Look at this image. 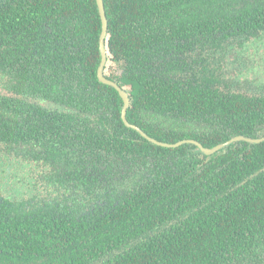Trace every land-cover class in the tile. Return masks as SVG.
I'll use <instances>...</instances> for the list:
<instances>
[{
	"label": "trees",
	"instance_id": "1",
	"mask_svg": "<svg viewBox=\"0 0 264 264\" xmlns=\"http://www.w3.org/2000/svg\"><path fill=\"white\" fill-rule=\"evenodd\" d=\"M104 5L106 66L116 68L106 76L129 86L130 124L167 144L195 139L208 149L239 136L264 137V87L252 95L242 91L228 63L213 54L234 39L262 36L264 0ZM101 30L96 0H6L0 7L4 150L16 146L17 157L40 159L38 143L51 141L42 140L51 134L42 123L46 131L35 143L26 130L32 109L40 120L46 116L29 96L69 106L64 114L53 112L64 122L82 120L72 130L74 143L60 126L55 142L61 149L41 144V160L55 169L48 181L60 194L13 203L0 192V264H264V141H232L210 155L190 143L172 148L147 141L122 120L118 91L98 79ZM57 78L65 100L44 87ZM127 159H144L148 171L167 167L178 196L154 201L156 194L144 201L146 208L117 194L131 178L119 172ZM79 173L92 191L81 217L60 212L79 199ZM104 182L113 184L112 207L94 208L104 200Z\"/></svg>",
	"mask_w": 264,
	"mask_h": 264
},
{
	"label": "flooded vegetation",
	"instance_id": "2",
	"mask_svg": "<svg viewBox=\"0 0 264 264\" xmlns=\"http://www.w3.org/2000/svg\"><path fill=\"white\" fill-rule=\"evenodd\" d=\"M5 1L6 0H0V7H1L2 3L4 4ZM115 69L116 68H114V63L111 64L110 66L107 65L106 68L104 69L105 77L108 79L107 76H113ZM111 81L115 82L119 86V84L116 81H114V80H111ZM4 82H5V79L2 77V74H0V92H2V90H3L2 86H3ZM44 82H45L44 87L48 90L49 93L50 92L53 93L52 96L62 97L64 100L66 99V97H63L65 95L64 85L62 82H58V78L53 79V80L48 79V80H45ZM52 83H54L55 86H53ZM110 87H113V86H110ZM121 89L126 91L129 95V90H130L129 86L126 85V88H121ZM95 97L98 98V95H95ZM129 98H130V96H129ZM27 100L29 101V103L34 104L37 107L42 108L44 110V113L46 114L45 118L40 120L39 119V113L32 111L34 109H32L29 112V114L33 118L31 119L30 123H28V126H26V130L29 131L30 135L32 136V141L34 143L36 141V138L38 140L40 139V138H38L39 131L42 134H44V132L46 130H49L52 134V137L50 136L51 134L48 133L47 136L42 137V140L50 137L51 141H49L47 143H50L53 147H58L59 149H61L62 146L59 145L60 143L58 141H57V143L55 142V139L58 140V138H59L56 134H57V130L60 126L64 127L65 129L66 128L69 129L67 134L69 136H71V135L74 136L71 143L75 142V140H74L75 134L72 130L76 129L77 125L75 123L78 121L80 122V119H77V120L72 121V122H69L68 120L64 122L60 118L53 116V114H54L53 112H55V111H57L59 114H64V113L68 112L70 110L69 106H66L63 103L61 104V101L56 103L54 101L47 100L45 96H41V97H37V98L29 96V98H27ZM130 101H131V99H130ZM94 108H95V105H94ZM78 113L81 116V118L85 117V115H82L81 112H78ZM40 123H42V126H46L47 129L45 130L44 127H41ZM80 123L82 125V120ZM61 132H62L61 136H63V134H65V131H61ZM138 132L141 134V132H144V131L142 129H140V131H138ZM29 140H30V138H29ZM47 143H42V142L38 143L39 147L37 149V152L42 156V158H40V159H33V158L24 159L22 157L16 156V146L12 147V149L15 150L14 152L8 153L4 150L5 144L0 142V153H3L5 158H11V157H12V159L15 158V159L20 160L22 162L33 165L38 170V174L36 176V179L33 182L32 191L27 193L26 195L20 197V198L17 196V198H19L18 200H21V199L27 200L29 197L37 196V195L45 197V195L46 196L54 195L57 192L60 194L61 189H60L59 185L53 184L50 181H48L51 177H54V172H55L54 167H51L50 165L49 166L45 165L44 164L45 161L41 160V159L46 157L45 152H44L45 148L43 146H41V144L46 145ZM112 159L113 158H110L109 160L112 161ZM144 161H145L144 159H136V160L127 159V161H123L124 163H123V165H121L119 172L122 173V171H125V172L129 173L131 178L128 180L127 185L123 188V190H121L120 192L119 191L118 192L115 191V192L117 194H120L123 196L124 195L125 196L126 195L127 196H133L134 197L133 199L135 200L136 204H142L146 208H147V206L144 203V201L150 202L153 199L152 197L156 194H159V195H158V197L153 199L154 201H157L159 198L163 199L165 195L171 196L172 194H175L176 196H178L176 193L177 186L171 185V183L173 181L171 183H169L171 178L175 179L176 175L169 174L167 167L161 168L160 166H158L155 168L156 171H153V170L148 171L145 169ZM127 163H129L128 167L124 168L125 165H127ZM163 165H165V163ZM102 169H106V166L104 165V167ZM88 171L94 172L95 169L93 167H91V168L89 167ZM74 177L76 180L75 186H77L79 188V191H78L79 193H76L78 195L80 194L79 199L76 203L71 205L70 208H68L67 210L64 208V210H60V212L67 213V214L73 213L74 215L81 217L85 213L87 206L90 204V202H88V200H89V194L92 191L91 192L89 191L90 185H88V182L85 183L82 180V174L79 173V174L75 175ZM119 186H120V184L116 182L115 183V189H120L121 187H119ZM104 187L106 188V191H104L105 193L103 192L105 194L104 200H96L94 203V208L97 204L99 205L98 208H100V209H107L109 207H112V204L114 201V195H116L113 192V184H112V182H104V184L101 186V191L104 189ZM180 187L182 188L183 185H181ZM159 189H162V191H163L162 194L159 193ZM127 192H129V193H127ZM82 193H84L86 195L83 196ZM186 195H187V193L183 194L182 196L185 197ZM6 197H8L11 200L10 196H6ZM13 201H16V200H12V202ZM13 203H15V202H13ZM165 203L163 204V206H167ZM140 211H142V210H140ZM170 224H171V222H169V224H166L164 226H170ZM158 226H160V225H158ZM106 259H108V258L105 257L102 259V261H105Z\"/></svg>",
	"mask_w": 264,
	"mask_h": 264
},
{
	"label": "rangeland",
	"instance_id": "3",
	"mask_svg": "<svg viewBox=\"0 0 264 264\" xmlns=\"http://www.w3.org/2000/svg\"><path fill=\"white\" fill-rule=\"evenodd\" d=\"M229 45L233 47L229 49ZM213 54L228 63L231 78H238L234 82H239L242 91L252 95L264 87V31L257 39L247 36L225 43ZM37 174L33 165L0 153V192L11 200L31 192Z\"/></svg>",
	"mask_w": 264,
	"mask_h": 264
},
{
	"label": "water",
	"instance_id": "4",
	"mask_svg": "<svg viewBox=\"0 0 264 264\" xmlns=\"http://www.w3.org/2000/svg\"><path fill=\"white\" fill-rule=\"evenodd\" d=\"M96 3H97L98 10H99L100 18H101V24H102V30H101L100 39H99V49H100V53H101V61H100V65H99L98 70H97L98 79L103 84L113 86L118 91L121 99L123 100V107H122V111H121L122 120L124 121L126 126L132 127L134 129L140 131V128H138L135 125L130 124L127 121L126 115H127V111H128L129 105H130V98H129L128 93L126 91H124L123 89H121L115 82L107 79L104 75V69H105V66H106L107 60H108L107 50H106V42H107V36H108V19L106 16L104 0H96ZM141 135L147 141L154 143V144L161 146V147L169 146V147L174 148V147H178V146L185 144V143H190V144L197 146L201 153H204L207 155L213 154L214 152L221 149L223 146L230 144L232 141L247 140L249 142H254V143H260V142L264 141V137L259 138V139H249V138H243V137L239 136V137L233 138L232 140H230L228 142H225L224 144H221V145H218L214 148L208 149V148H205L199 141H197L195 139L182 140V141H179L175 144H167V143L158 141L155 138L148 136L144 132H141Z\"/></svg>",
	"mask_w": 264,
	"mask_h": 264
}]
</instances>
